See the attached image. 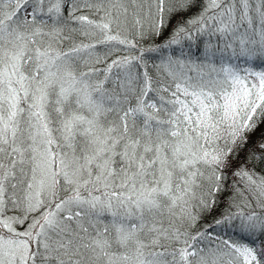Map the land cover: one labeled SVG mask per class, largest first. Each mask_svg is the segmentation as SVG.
I'll use <instances>...</instances> for the list:
<instances>
[{"label":"snow or ice","instance_id":"1","mask_svg":"<svg viewBox=\"0 0 264 264\" xmlns=\"http://www.w3.org/2000/svg\"><path fill=\"white\" fill-rule=\"evenodd\" d=\"M196 4L0 0V264H264V0L143 46Z\"/></svg>","mask_w":264,"mask_h":264},{"label":"trees","instance_id":"2","mask_svg":"<svg viewBox=\"0 0 264 264\" xmlns=\"http://www.w3.org/2000/svg\"><path fill=\"white\" fill-rule=\"evenodd\" d=\"M204 2L205 0H197L196 6L192 7L187 13H182L180 15H177L175 19L172 20L171 24L163 31V34L161 36L154 37L152 39L142 42L143 46L150 47L156 44H162L164 41H166L169 38L173 29L178 23H183L186 20L198 15L203 7ZM119 54L120 55H136L134 51H129L125 48H122ZM258 138H259V133H257L256 136L253 137L254 140ZM244 162H245L244 154L242 153L240 155V158L235 161L233 165V170L241 167L244 164ZM250 163L251 162L249 161V164ZM256 171L258 172V174L264 175V171H262L261 169L257 168ZM229 180L236 183L238 186H240L239 190L241 192L244 191L243 186H242V181L236 179L235 177H232L231 173H229ZM216 200H217L216 207L210 213L206 214L201 219V222H200L201 227L212 224L213 221L215 219H218L220 215L225 211V209L228 208L230 203L241 206L242 210L244 211H250V210L259 211L254 201L252 203L251 209L246 207L245 205L247 204L248 201L252 200V197L249 196L247 193L244 194V197L235 195L233 190L231 189V185H229V191L218 194L216 197ZM232 210L235 211L236 210L235 207H233ZM247 242L251 243L252 241L249 240ZM255 243L258 246H264V237H260L259 239L255 241Z\"/></svg>","mask_w":264,"mask_h":264}]
</instances>
